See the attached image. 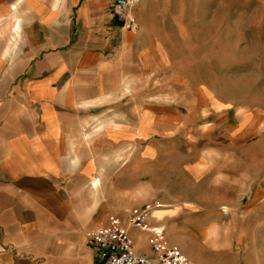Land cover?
Wrapping results in <instances>:
<instances>
[{
	"label": "rangeland",
	"instance_id": "obj_1",
	"mask_svg": "<svg viewBox=\"0 0 264 264\" xmlns=\"http://www.w3.org/2000/svg\"><path fill=\"white\" fill-rule=\"evenodd\" d=\"M132 17L120 31L155 49L144 64L133 46L125 86L78 105L97 126L60 184L91 157L104 223L157 204L151 226L193 263L264 264V0H138Z\"/></svg>",
	"mask_w": 264,
	"mask_h": 264
},
{
	"label": "crops",
	"instance_id": "obj_2",
	"mask_svg": "<svg viewBox=\"0 0 264 264\" xmlns=\"http://www.w3.org/2000/svg\"><path fill=\"white\" fill-rule=\"evenodd\" d=\"M114 1L0 0V264H98L88 238L114 214L102 221L93 158L60 184L80 164L81 132L97 126L76 108L125 86L133 46L144 64L155 49L143 28L120 31ZM128 233L134 253L152 255L150 233Z\"/></svg>",
	"mask_w": 264,
	"mask_h": 264
},
{
	"label": "built area",
	"instance_id": "obj_3",
	"mask_svg": "<svg viewBox=\"0 0 264 264\" xmlns=\"http://www.w3.org/2000/svg\"><path fill=\"white\" fill-rule=\"evenodd\" d=\"M138 0H115L112 11L117 20L127 28L136 30L137 25L132 17V11ZM157 204L149 203L133 208L127 214L124 224L110 218L102 229L92 231L88 244L97 249L98 264H195L181 252L165 243V233L162 227H152L151 213ZM121 224H120V223ZM135 229L151 234V256L139 255L133 252V241L128 230Z\"/></svg>",
	"mask_w": 264,
	"mask_h": 264
},
{
	"label": "trees",
	"instance_id": "obj_4",
	"mask_svg": "<svg viewBox=\"0 0 264 264\" xmlns=\"http://www.w3.org/2000/svg\"><path fill=\"white\" fill-rule=\"evenodd\" d=\"M120 24V26H122V24L121 23H119Z\"/></svg>",
	"mask_w": 264,
	"mask_h": 264
},
{
	"label": "bare ground",
	"instance_id": "obj_5",
	"mask_svg": "<svg viewBox=\"0 0 264 264\" xmlns=\"http://www.w3.org/2000/svg\"><path fill=\"white\" fill-rule=\"evenodd\" d=\"M160 205H158V207H159Z\"/></svg>",
	"mask_w": 264,
	"mask_h": 264
}]
</instances>
